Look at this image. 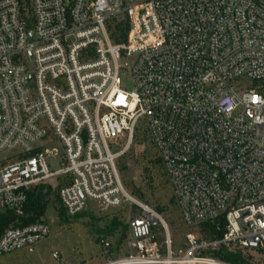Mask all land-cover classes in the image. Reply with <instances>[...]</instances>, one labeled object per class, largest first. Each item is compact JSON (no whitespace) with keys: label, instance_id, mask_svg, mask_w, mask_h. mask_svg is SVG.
Here are the masks:
<instances>
[{"label":"built area","instance_id":"obj_1","mask_svg":"<svg viewBox=\"0 0 264 264\" xmlns=\"http://www.w3.org/2000/svg\"><path fill=\"white\" fill-rule=\"evenodd\" d=\"M143 127L189 229L179 250L120 175ZM5 150L16 159H0V212L22 214L53 178L69 217L129 208L130 253L110 264H234L213 252L264 251V0H0ZM50 233L44 220L11 225L0 256Z\"/></svg>","mask_w":264,"mask_h":264},{"label":"rangeland","instance_id":"obj_2","mask_svg":"<svg viewBox=\"0 0 264 264\" xmlns=\"http://www.w3.org/2000/svg\"><path fill=\"white\" fill-rule=\"evenodd\" d=\"M127 61V59L122 60ZM126 81V80H125ZM134 90L130 79L127 86ZM63 151L60 141L50 144ZM13 150L0 152V159H16ZM52 170L60 167L59 158L49 157ZM121 178L128 189L140 200L147 202L163 213L169 224L173 249L187 247L188 227L183 222L178 201L159 157V152L146 128L139 129L128 152L119 160ZM62 179H51L48 204L41 220L51 226L50 235L37 243L34 251L22 248L0 256V264H110L126 257L130 250L127 245L129 236L127 209H103L93 206L76 217L63 215L58 188ZM122 224L115 227L113 221ZM202 236L200 229H195ZM158 238L164 246V236ZM250 264H264V251L246 254Z\"/></svg>","mask_w":264,"mask_h":264},{"label":"trees","instance_id":"obj_3","mask_svg":"<svg viewBox=\"0 0 264 264\" xmlns=\"http://www.w3.org/2000/svg\"><path fill=\"white\" fill-rule=\"evenodd\" d=\"M116 32L121 33L122 38L125 39L127 37V25L125 27V25L118 23L116 25ZM115 39L120 40L117 36H115ZM50 191L51 186L46 184H42L30 190L28 201L22 214H18L12 209L0 212V236L5 229L11 225H25L41 220V217L45 214V209L48 204V194ZM62 214L65 215L64 209ZM81 214L82 213L77 216ZM113 224L117 227L122 223L114 220ZM208 229L210 230V233L216 234L217 236H222L224 233V229L217 230L215 224L209 225ZM213 254L234 264H250L249 259H247V257L241 252L230 251L226 247H221L220 249L215 250Z\"/></svg>","mask_w":264,"mask_h":264}]
</instances>
